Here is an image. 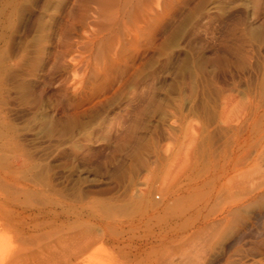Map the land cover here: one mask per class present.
I'll list each match as a JSON object with an SVG mask.
<instances>
[{
    "label": "rangeland",
    "instance_id": "1",
    "mask_svg": "<svg viewBox=\"0 0 264 264\" xmlns=\"http://www.w3.org/2000/svg\"><path fill=\"white\" fill-rule=\"evenodd\" d=\"M0 264H264V0H0Z\"/></svg>",
    "mask_w": 264,
    "mask_h": 264
}]
</instances>
